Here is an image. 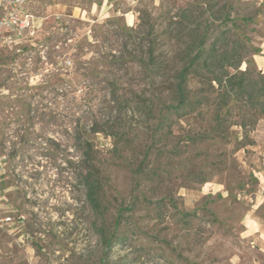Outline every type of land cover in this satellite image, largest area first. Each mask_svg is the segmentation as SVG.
<instances>
[{
  "label": "rangeland",
  "instance_id": "1",
  "mask_svg": "<svg viewBox=\"0 0 264 264\" xmlns=\"http://www.w3.org/2000/svg\"><path fill=\"white\" fill-rule=\"evenodd\" d=\"M34 8L43 17L38 40L0 45V218H15L0 221V264H264V117L222 136L212 130L215 105L202 106L157 130L165 78L140 63L153 49L169 59L176 21L212 22L220 10L261 48L264 0H38ZM255 55L242 68L260 69ZM243 115L236 106L229 118ZM92 164L104 215L85 195ZM102 224L115 231L109 246Z\"/></svg>",
  "mask_w": 264,
  "mask_h": 264
},
{
  "label": "trees",
  "instance_id": "2",
  "mask_svg": "<svg viewBox=\"0 0 264 264\" xmlns=\"http://www.w3.org/2000/svg\"><path fill=\"white\" fill-rule=\"evenodd\" d=\"M200 17H192L189 24L184 23V20L175 22L177 29L173 37L176 49L171 52L169 59L160 60L153 49L147 60L141 58L140 63L151 77L165 78L162 83H166L168 101L160 106L161 118L158 119L157 130L168 127L171 131L175 123L169 122L171 114L183 118L197 112L202 106L215 105L212 130L226 136L225 132L233 124L246 129L251 124H257L258 115L264 117V71L252 65L242 68L250 53L255 55L261 48L255 49L249 38L237 30V18L231 17V14L220 10L212 22L202 21ZM193 80L198 82L195 88L191 86ZM236 106L244 113L238 123L229 118ZM203 137L207 135L201 134L194 140ZM85 145L87 148L83 162L86 164L90 163L88 156L91 151L90 144L86 142ZM97 171L93 164L86 165L82 181L91 208L98 215H104L103 180ZM120 218L121 213L116 224L120 223ZM96 227L105 246L111 245L115 231H109L105 224Z\"/></svg>",
  "mask_w": 264,
  "mask_h": 264
},
{
  "label": "built area",
  "instance_id": "3",
  "mask_svg": "<svg viewBox=\"0 0 264 264\" xmlns=\"http://www.w3.org/2000/svg\"><path fill=\"white\" fill-rule=\"evenodd\" d=\"M34 3L35 0H0V8L4 10L0 16V45L3 48H19L38 40L41 27L32 8ZM3 221L13 222L15 218L9 215Z\"/></svg>",
  "mask_w": 264,
  "mask_h": 264
},
{
  "label": "crops",
  "instance_id": "4",
  "mask_svg": "<svg viewBox=\"0 0 264 264\" xmlns=\"http://www.w3.org/2000/svg\"><path fill=\"white\" fill-rule=\"evenodd\" d=\"M37 4H38V0H36L35 3L33 4V6H32L33 10H35L34 7L37 6ZM36 15H37V19H38L37 20V23H39L40 24V27H42L43 26V23H42L43 22V17L41 16V14H36ZM260 45H261V48L262 49L260 50L259 53H257L254 56L253 60H255V63L258 65V67L260 69H264V39L260 43ZM2 179L3 178H2L1 172H0V181ZM5 199H6V197H4V195L2 194V189H0V210H1V208L6 207V200ZM1 220L3 221V217L0 218V221Z\"/></svg>",
  "mask_w": 264,
  "mask_h": 264
}]
</instances>
